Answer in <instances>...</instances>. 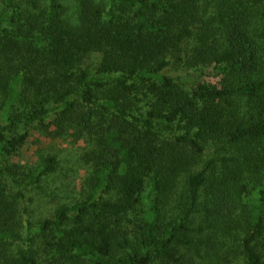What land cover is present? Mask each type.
<instances>
[{"label":"trees","instance_id":"16d2710c","mask_svg":"<svg viewBox=\"0 0 264 264\" xmlns=\"http://www.w3.org/2000/svg\"><path fill=\"white\" fill-rule=\"evenodd\" d=\"M3 5L0 247L20 246L10 264H264V0ZM208 68L219 85L191 78ZM65 120L97 141L93 186L37 227L20 198L56 158L37 169L8 158L32 127Z\"/></svg>","mask_w":264,"mask_h":264},{"label":"rangeland","instance_id":"374dc122","mask_svg":"<svg viewBox=\"0 0 264 264\" xmlns=\"http://www.w3.org/2000/svg\"><path fill=\"white\" fill-rule=\"evenodd\" d=\"M3 6V0H0V11ZM96 62L95 59L91 65H95ZM183 75L186 77L187 73L183 72ZM190 75L194 81H205L218 85L223 77L220 71L211 68L192 71ZM7 98L0 91V126L5 124L4 114L9 106ZM146 103H148L147 100L138 103L141 105L137 110L148 109ZM26 104L20 101L17 104L18 109L13 108V111L18 114L27 107ZM50 106L54 105L50 104ZM55 118L54 116L49 119L47 123L54 121ZM69 122L70 120L59 121L58 126L53 124L49 129L42 126L32 127L25 144L8 158L12 164H20L34 169L44 165L48 157L56 158L53 170L32 189L25 191V199L20 198L21 205L27 204L30 207L33 223L37 227L44 224L47 219H53L57 208L61 205L86 198L93 186L94 165L90 154L96 149L97 141L86 131L81 133L77 128L67 129V126H70ZM20 194L22 193L20 192ZM36 241L35 248L42 249L46 246L45 238L40 232L37 234ZM231 246H235V244L229 242L228 248ZM19 249L20 246L0 247V264H10ZM40 253L43 258L46 256L45 253ZM242 262V258L235 257L232 264H242Z\"/></svg>","mask_w":264,"mask_h":264}]
</instances>
